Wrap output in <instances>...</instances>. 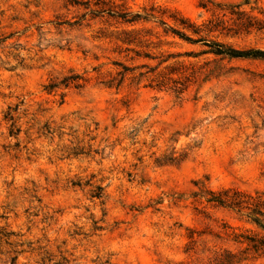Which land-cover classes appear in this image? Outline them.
I'll use <instances>...</instances> for the list:
<instances>
[{
    "label": "rangeland",
    "instance_id": "1",
    "mask_svg": "<svg viewBox=\"0 0 264 264\" xmlns=\"http://www.w3.org/2000/svg\"><path fill=\"white\" fill-rule=\"evenodd\" d=\"M81 1L0 0V264H215L264 239L207 202L264 199V59L210 53L264 52V0Z\"/></svg>",
    "mask_w": 264,
    "mask_h": 264
},
{
    "label": "trees",
    "instance_id": "2",
    "mask_svg": "<svg viewBox=\"0 0 264 264\" xmlns=\"http://www.w3.org/2000/svg\"><path fill=\"white\" fill-rule=\"evenodd\" d=\"M71 5H86L89 6V3H83L81 0H66ZM107 12L112 17L120 18L126 23H132L136 19L140 18L139 15L132 16L128 13H116L112 9H105L100 7L98 10H93L94 15H99ZM212 22L209 23L211 25ZM245 25L248 28L258 26L259 29L264 28L262 22H254L253 20L247 21ZM215 26L211 27V29ZM195 34H198L199 31H194ZM176 35L180 38H183L188 41H192L191 38L187 37L185 34L174 31ZM216 48L210 53L217 56H227L230 58H258L264 59V52L261 50H250V51H236L233 49H226L222 45H215ZM79 77H69L65 78L62 82L65 86H69L72 82H75ZM49 89H54L58 87V84H51L48 86ZM75 87H79V84H75ZM211 197L207 200L208 203H213L218 207L228 208L236 210L238 212L247 211L248 217L250 220L256 224L258 227L264 229V199L261 196H251L244 194L237 190H227L220 192L218 194L210 193ZM100 197V195L98 196ZM247 244V248L241 252V254H234L230 251H225L223 254H220L216 258L215 264H240L241 262L247 259V255L253 253L257 256L264 255V239H257L256 237H248L244 239ZM236 243H242L239 240L238 236L234 237ZM243 242V243H244Z\"/></svg>",
    "mask_w": 264,
    "mask_h": 264
}]
</instances>
